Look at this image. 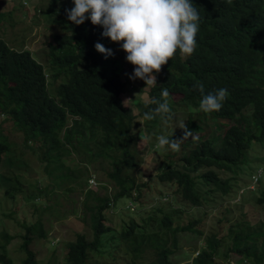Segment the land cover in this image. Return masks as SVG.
<instances>
[{
  "label": "trees",
  "instance_id": "trees-1",
  "mask_svg": "<svg viewBox=\"0 0 264 264\" xmlns=\"http://www.w3.org/2000/svg\"><path fill=\"white\" fill-rule=\"evenodd\" d=\"M192 2L201 17L197 47L187 59L176 53L159 73H154L157 82L154 87H145L143 80L135 82L128 78L134 66L126 61V53L119 44L112 45L101 36L102 27L87 19L80 25L67 19L65 9L72 8L71 0H48L40 9L49 31V37L41 44L40 59L23 48L21 42L15 47L0 36V111L21 132L24 145L36 143L44 170L54 174L56 182L78 177L84 166L71 167L62 158L78 148L88 160L108 159L111 167L105 173L112 185L110 193L99 196L86 191L85 195L92 198L83 201L89 230L74 232L73 239L65 245L62 260L44 264H110L103 257L108 254L109 260H115L112 249L117 247V241L129 252L124 264H172L170 256L177 245L176 232L184 231L202 234V245L190 264H219L212 258L224 234H219V228L207 232L200 229L197 218L179 224L180 208L169 202L166 207H152L139 218L133 216V211L121 216L117 227L110 226L104 214L122 197L127 198L125 201L131 208L139 188L146 184L135 182L128 173L138 165L137 134L162 123V134L170 137L173 132L171 139L183 135L180 128L166 127L169 124L160 116L142 119L143 113L155 107L149 103L150 99H159L164 88L170 93L171 109L176 102L172 95L177 94L191 112L199 106L202 95L195 85L203 83L204 93H214L220 88L229 93L219 111L202 112L216 122V137H209L199 123L186 117L184 122L194 131V138L184 141L179 151L165 150L164 158L156 165L157 178L174 183L180 197L191 205L206 203V195L213 190L229 195L233 189L235 193L234 175L221 176L214 168L236 173L233 166L247 161L251 143H264V0ZM97 42L114 54L105 58L95 50ZM134 88L142 91L139 97L129 95ZM11 145L0 128V164H8L10 169L14 166L7 155ZM151 150L152 156L158 151L155 145ZM200 168L203 169L198 171ZM260 175L261 171L254 175L259 179H250L258 189L255 203L264 201ZM0 176L7 183L4 193L9 197L14 190L21 189L19 184H8L10 175L1 172ZM196 183L209 187L202 193ZM133 190L135 193H131ZM233 200L240 203L241 195ZM223 209L230 212L227 206L216 212L213 221L216 226L228 219ZM19 223L21 264H35L34 244L46 237L47 228L39 216ZM225 229L229 243L222 256L231 255L234 261L238 258L237 264L240 259L246 264H264V227L247 221L234 226L227 223ZM10 237L0 230V264H13L5 247ZM146 250L150 254L148 260L144 256ZM90 254L93 262L87 263Z\"/></svg>",
  "mask_w": 264,
  "mask_h": 264
},
{
  "label": "rangeland",
  "instance_id": "rangeland-1",
  "mask_svg": "<svg viewBox=\"0 0 264 264\" xmlns=\"http://www.w3.org/2000/svg\"><path fill=\"white\" fill-rule=\"evenodd\" d=\"M26 1V4H22L21 0H0V36L9 45L15 47H18V43L21 42L23 48L30 50L40 59L43 52L42 41L49 37V31L45 25L47 23L44 22L40 9L47 4L48 0ZM71 4L73 7L72 0ZM134 81L137 82L140 79H135ZM138 89H132L129 95L139 97L142 91H138ZM177 97V94L172 95V98L176 101L172 103L174 120L165 126H169L171 129L178 128L175 127L176 123L184 121L186 117L189 118L190 116L194 122L196 121L201 125L202 131L206 130L209 137L211 135L215 136L218 132L215 127L217 125L216 122L204 115L199 110V107H195L192 112L189 111L190 108L181 103ZM133 111L135 112L136 108H133ZM221 122L225 123V121ZM0 128L12 143L7 155L10 162L14 165L10 169L8 164L5 166L0 164V174L2 172V174L10 175L7 179L9 180L8 184L13 183L21 186L20 190H14L13 195L9 197L4 193L7 183L2 182V177L0 176V230L5 231L7 236H11L5 246L8 255L12 258L13 264H21L23 253L18 249V234L22 232V229H20L19 222L22 219L25 221L33 220L36 216H39L47 228V235L35 241V264H44L47 261L50 263L60 261L63 259L65 245L73 239L74 232H87L89 230L88 222L86 221L87 217L83 215V211L86 210L83 206V201L87 200L89 202L92 201V198L85 195L86 191L89 189L94 194L101 196L105 193H110L112 190L111 182L106 180L105 177L106 171L111 168L109 160L105 158L88 160L87 157H83L82 149L80 151L78 148L62 158L64 163L71 167L78 166L81 168L84 166L83 171H80L78 177L74 176L73 179L65 178L61 182H56L57 178L54 174L47 173L44 170L39 154L40 150L36 143L24 145L21 132L14 126L9 116L1 111ZM163 129L164 124L158 123L148 130L144 128L141 135L137 134L136 157L138 165L128 171V173L134 178L135 182L145 181L146 184L139 188L138 196L130 205L131 208H128V202L125 201L127 198L122 197V199L119 198L116 203L104 211L106 222L110 226L117 227L120 217L132 213V211L134 212L132 213L133 216L139 218L148 214L152 207L157 205L166 207V203L169 202L172 207L180 208L181 212L179 213V218H177L179 224H183L192 218H197L198 222L196 225L206 232L210 229L216 231L219 228L221 231L219 234L226 235L224 232L227 223H233L234 226V224L247 221H252L256 226L260 224L264 227V201L255 203L258 189L250 180L261 171L260 177L264 185V143L260 144L256 141L251 143L246 152L247 161L233 166L236 173L214 168L221 176L234 175L232 188H236L235 193L233 189H231L229 195L213 190V192L206 195V199H208L206 203L191 205L180 197L174 183L160 181L155 175L157 171L156 165L164 158L163 152L165 150L160 149L153 153L152 156L151 147L156 144V137L163 133ZM145 135L148 137L147 140L143 139ZM213 136L212 139L216 143V136ZM172 159H175V156ZM174 164H177V162ZM202 169L200 168L198 171ZM251 169L255 170L251 172ZM7 171L11 174H8ZM75 171L77 170L75 169ZM74 174L76 175V173ZM196 187L203 193V190L208 188L209 185L196 183ZM135 191L133 190L131 193H135ZM237 195L239 197L241 195L242 201L240 200V203H234L233 199ZM224 206H227L230 211L227 213L224 209L222 210L225 214L227 213L228 219H226L225 223L220 222L218 223L219 226H216L213 222L215 213ZM244 228L247 227L245 226ZM224 235H222L220 246L212 260L219 264H235L238 258L234 261L231 255L222 256L223 250L229 243L228 238ZM201 238L202 234L197 236L188 231L176 232L177 245L170 256L172 264H190L191 257L202 245ZM262 239L264 240V236ZM0 242H2L1 238ZM115 245L117 247L112 249L115 260H109V255L107 254L103 257L104 262L124 264L129 252H126L123 243L117 241ZM91 256L90 254V257L87 258V263L93 262ZM144 256L145 259L150 257L147 250ZM137 264H144V262H138Z\"/></svg>",
  "mask_w": 264,
  "mask_h": 264
},
{
  "label": "clouds",
  "instance_id": "clouds-1",
  "mask_svg": "<svg viewBox=\"0 0 264 264\" xmlns=\"http://www.w3.org/2000/svg\"><path fill=\"white\" fill-rule=\"evenodd\" d=\"M72 3L71 9H65L67 19L76 25L87 19L92 25L102 27L101 36L119 44L126 53V61L134 66L128 78L143 80L145 87L157 85L154 73H159L176 53L187 59L197 47L201 17L192 0H72ZM94 48L105 58L114 54L99 42ZM195 87L202 94L198 107L204 113L219 111L229 95L225 88L204 93L203 83ZM169 95L164 88L159 99L152 97L149 103L155 107L143 113L142 119L160 116L165 124L173 121ZM175 127L180 128L183 135L179 139H171L173 132L170 137L157 136L156 149L179 151L184 141L194 138V131L189 130L184 121L176 123ZM143 139L147 140V135Z\"/></svg>",
  "mask_w": 264,
  "mask_h": 264
},
{
  "label": "built area",
  "instance_id": "built-area-1",
  "mask_svg": "<svg viewBox=\"0 0 264 264\" xmlns=\"http://www.w3.org/2000/svg\"><path fill=\"white\" fill-rule=\"evenodd\" d=\"M235 264H237V263H235ZM238 264H246V262L244 261V259H242V260H240V262Z\"/></svg>",
  "mask_w": 264,
  "mask_h": 264
}]
</instances>
